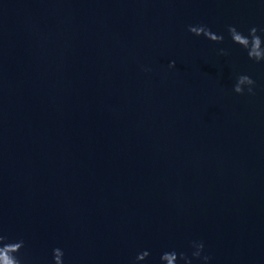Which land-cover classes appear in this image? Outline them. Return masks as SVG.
Returning <instances> with one entry per match:
<instances>
[{
  "label": "water",
  "instance_id": "1",
  "mask_svg": "<svg viewBox=\"0 0 264 264\" xmlns=\"http://www.w3.org/2000/svg\"><path fill=\"white\" fill-rule=\"evenodd\" d=\"M228 25L264 28V0H0V230L25 264H161L190 241L264 264V61Z\"/></svg>",
  "mask_w": 264,
  "mask_h": 264
},
{
  "label": "clouds",
  "instance_id": "2",
  "mask_svg": "<svg viewBox=\"0 0 264 264\" xmlns=\"http://www.w3.org/2000/svg\"><path fill=\"white\" fill-rule=\"evenodd\" d=\"M188 31L196 36L203 35L213 42H222L224 37L211 31L206 25H189ZM227 32L234 44L239 45L246 51L247 57L254 62L264 61V39L259 33H264V28L258 29L252 26L248 29L247 35L239 31L236 26L228 25ZM221 55H226L224 49H220ZM169 68L175 67V61H169ZM255 81L247 74H240L236 77L233 85V91L237 94H243L245 91L254 94L253 86ZM25 247L23 239H9V237L0 230V264H25V259L21 250ZM190 247L193 249L190 256L185 252H177L175 249L167 250L161 253V264H192V260L199 259L202 264H207L210 256L203 254L204 244L202 241H190ZM150 255L147 249L139 251L133 264L144 261ZM64 251L60 247L52 249L51 264H64Z\"/></svg>",
  "mask_w": 264,
  "mask_h": 264
}]
</instances>
